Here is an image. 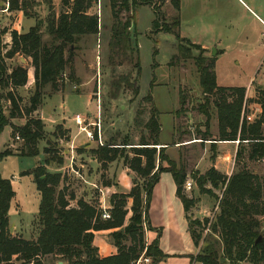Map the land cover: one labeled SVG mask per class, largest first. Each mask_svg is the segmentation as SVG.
<instances>
[{
	"label": "trees",
	"instance_id": "trees-1",
	"mask_svg": "<svg viewBox=\"0 0 264 264\" xmlns=\"http://www.w3.org/2000/svg\"><path fill=\"white\" fill-rule=\"evenodd\" d=\"M98 0H62V11L57 17L47 21L49 41L42 40L39 23L24 34L11 31L10 45L1 52V39L7 34L6 29L0 30V91L5 92L4 100L8 103L7 113L0 107V136L4 129L11 130L12 137L22 141L17 156L36 158L40 155L38 143L44 137V125L38 118H33L42 105L44 91L48 87L53 92L64 88L62 76L66 70V80L75 87L79 81L74 74L75 44L79 38L97 34L98 19L89 11ZM6 3L8 11L20 12L23 17H29L28 11L34 0H0ZM113 24L110 31L109 49L112 64L120 56L124 62H134L136 78L129 81V76H121L112 83V89L117 98L120 86L133 89L134 95L139 94L137 79L140 71L136 48L132 47L130 28L132 15L124 21L121 13L129 14L136 7L149 6L147 0H109ZM175 12L179 11V0H170ZM154 21L152 33L173 35L187 49L198 52L193 59L198 74L199 88L203 96V104L199 112L210 119V104L216 112L217 136L212 139L208 129L198 131L197 140L201 142H237L238 149L234 160V173L226 178L209 169L204 175L190 174L199 196L210 195L207 190L222 186L221 197L217 201L213 219H193L191 210L197 204L193 198L184 193L187 173L183 165H176L167 160L160 144L161 125L159 112L153 106L150 95L140 102L136 112L135 126H142L148 134V139L141 136L138 144L124 140L121 144L111 141L105 148L91 152V157L106 170L109 164L118 158L123 159L126 168L142 180V185L132 180L128 193H112L108 199V220H102L101 210L92 202L76 199L66 174L50 173L48 168L56 165L62 168V160L56 157L51 149H44L45 159L30 173L39 195L38 233L35 240H24L10 234L9 209L14 198V192L8 180L0 176V264H41L46 257L57 258L63 264H159L165 261L166 255L159 247L161 231L152 228L148 211L152 190L158 183L162 173L170 174L175 185V196L179 200L187 223V232L198 250L191 258L196 264H264V234L261 231L260 218H264V183L262 178L248 170L246 163L264 161V88L258 86L255 99L260 114L256 120L249 122L244 115L246 108V90L243 87H219L216 84L214 67L216 58L207 57L206 50L191 44L178 34L179 19L176 16L172 23H165L163 16L153 8ZM133 26V24H132ZM178 47L177 56H181ZM23 57L33 69V94L28 106H21L17 89L23 88L28 82L27 69L22 65L9 68L6 61L14 57ZM174 58V57H172ZM113 66V65H112ZM114 71H112L113 76ZM114 78V76H113ZM252 102V101H248ZM254 102V101H253ZM184 99L180 101L183 108ZM148 106V107H147ZM148 112V118L143 122V116ZM142 108V109H141ZM25 120L22 127L13 125L14 120ZM130 148L132 157L124 156L118 150ZM13 156L11 151H1L0 162ZM15 156V155H14ZM167 163L163 168L162 163ZM103 188L113 186L109 181H103ZM74 203V204H73ZM110 232V244L116 254L106 258L98 256V250L93 246L94 234ZM156 236L146 242V234ZM260 239V240H259ZM147 260V263L145 262Z\"/></svg>",
	"mask_w": 264,
	"mask_h": 264
},
{
	"label": "rangeland",
	"instance_id": "rangeland-1",
	"mask_svg": "<svg viewBox=\"0 0 264 264\" xmlns=\"http://www.w3.org/2000/svg\"><path fill=\"white\" fill-rule=\"evenodd\" d=\"M61 1L34 0L27 18L20 12L8 11L7 4L1 2L0 30H10L20 21L17 29L19 34H24L29 28L39 23L42 40L49 41L47 21L57 17L62 11ZM147 1L149 6H138L129 14H120L122 21L132 15L130 38L132 47L136 48L140 67L137 96L134 95L132 88L122 85L117 98L112 99V96L116 94L112 89V83L115 80L118 81L121 76H129V81L133 82L137 72L134 62L131 64L124 62L120 56L117 62L112 64L108 43L113 24L110 3L109 0H98L89 11L90 15H95L98 19L97 34L79 38L75 44L73 69L79 85L75 87L74 84L68 83L66 70L62 76L64 88L52 93L47 87L40 109L33 114V118L40 119L44 125V137L38 143L40 155L36 158L17 156L22 141L12 137L9 128L2 132L1 151H11L13 154L0 162V176L10 182L14 192L8 213L11 235L24 240H35L37 237L40 199L33 177L26 173H30L37 165L43 163L44 149L53 150L56 157L62 160L60 173L67 175L68 183L76 199L95 203L99 209L103 203L101 193L104 192L100 179L102 175L105 178L103 181H109L113 187H116V177L126 169L130 184L132 185L134 180L142 185V180L126 168L122 158H118L109 164L106 170H102L97 162H91L90 155L98 148H105L111 141L118 145L124 140L131 144H138L141 136L148 139V134L143 131L142 126L136 127L134 123L136 112L144 97L148 95L152 97L153 106L160 114L161 147L159 146L157 151L163 149L164 157L176 165L181 164L178 163V153L187 155L190 150L188 147L178 148L176 145L178 140L184 138L186 141H192L197 138L198 131L204 132L206 129L212 134L216 132L217 121L213 105L210 104L208 122L199 112V107L204 102L193 61L198 56V52L187 49V45L177 41L173 35L163 33L154 35L152 33L153 8L163 16L165 23H172L173 18L177 16L179 36L207 49V57L216 58L214 74L217 86L243 87L246 90L245 95L254 97L252 99H255V90L259 85L264 88V0H180L178 12L174 11L170 0ZM10 32L7 31V33ZM10 41L8 35L2 37V54L5 53L4 48L10 45ZM179 46L182 49L181 56H177ZM6 65L9 68L22 65L27 69L28 82L25 87L16 91L21 99V106L27 107L34 89L33 69L29 62L19 56L6 61ZM112 71H114V78ZM5 93L7 90L0 91V107L4 114L7 113L8 108V103L4 100ZM181 99H184L183 108L180 107ZM248 101L244 116L252 122L259 116L260 110L256 100H253V104ZM147 107H144L146 114L143 116V122L148 118L147 109L149 108ZM76 115L85 119L86 123L95 122L100 125L102 146L99 145L93 128H87V130L92 132L94 141H89L83 134L76 137L79 132L73 120ZM12 123L16 127H22L25 120H14ZM183 134L186 137L182 136ZM118 151L129 159L132 157L129 147ZM211 153L209 151V155ZM203 166L202 163L200 168L204 169ZM162 167L166 168L167 163L163 162ZM246 167L262 178L264 183V161L246 163ZM59 169L53 164L48 168V172L55 173ZM193 173L196 172L193 171L190 174ZM222 176L226 177L224 174ZM189 182L198 193L194 182ZM206 189L216 198L221 197L222 186L214 188L208 185ZM204 196L206 204L203 203L200 208L203 211L210 204L207 219L211 220L217 213V201L210 195ZM172 214L171 210L161 209L159 202L155 203L151 209L149 204L148 216L151 225L161 231L163 244L161 251L167 257L159 264H190L191 258L198 251L196 252L193 243L189 244V241L177 234L180 218L177 217L175 221L178 222L174 227L171 223L176 218V214L174 217ZM260 222L261 231L264 234V218H260ZM106 237L108 238V235ZM60 263L57 258L51 257H46L41 262V264Z\"/></svg>",
	"mask_w": 264,
	"mask_h": 264
},
{
	"label": "crops",
	"instance_id": "crops-1",
	"mask_svg": "<svg viewBox=\"0 0 264 264\" xmlns=\"http://www.w3.org/2000/svg\"><path fill=\"white\" fill-rule=\"evenodd\" d=\"M180 2V0H179ZM180 4V3H179ZM180 7V5H179ZM18 22V20H17ZM16 22V23H17ZM20 23V21L18 22ZM17 24H15L10 30H7L8 32L10 31H16L17 33H19L18 29H17ZM6 35H8V37H10L9 33H7ZM190 42V41H189ZM192 44V43H191ZM201 47V46H200ZM202 49L206 50V52H208L207 49H205L203 46L201 47ZM207 55V53H206ZM259 85V84H258ZM260 87L262 85H259ZM264 86V85H263ZM249 98L248 100H252L253 104V100L252 98L254 97H248V95L246 94V99ZM98 107V106H97ZM101 131V129H100ZM101 133V132H100ZM161 133H162V126H161ZM161 133H160V138H161ZM212 136V139H215V137L217 136V128H216V132L214 134L210 133ZM101 135V134H100ZM81 136L80 134L76 137ZM182 136H185V134H183ZM159 138V139H160ZM164 143V142H162ZM207 142H201L200 140L197 139H193L186 141L184 138L181 140H178L177 142V146L178 148L180 147H188L190 150L188 151L187 155L186 153L183 154L178 153V163H181V165L184 166L186 173H187V180L188 181H192L189 177L191 172H196L199 175H204L209 169H214L217 173H219L220 175L224 174L226 177H230L234 171H235V167H234V160H235V154L237 152L238 149V143L237 142H214L211 144H206ZM161 144V141H160ZM161 147V146H160ZM209 151H211V155H209ZM90 160H92L91 162H95L96 161L92 158H90ZM204 164V169L200 168L201 164ZM56 172H60V169ZM121 176V177H120ZM120 177V178H119ZM116 187H108V188H103L102 190L104 192H102L103 194V203L108 206V199L109 196L112 193H128L132 187V185L130 184V181H128V174H127V170L125 169V171L121 172L117 177H116ZM119 189V190H117ZM107 195V200H105L106 195ZM185 195L188 198H193L197 201V204L195 205V207L191 210L190 215L192 216L193 219H198V220H203L205 218H208V211H209V205L206 206V208L201 211L200 206H202V204H206V197L205 196H199V194L195 191V187L193 188L191 186V189L189 191L184 190ZM160 203V208L161 209H166V211L171 210L172 217H174V214H176V218H174V220L172 221L174 225V227H176L175 224H177L175 221L178 218H180V222H178V227L177 229H179V232H177V234L181 237H184V239H186L187 241H189V244L192 241L190 239V236L187 232V223L185 220V215L182 209V206L179 202V200L176 198L175 196V185L174 182L170 176V174L168 173H162L159 177V181L158 183L154 186L153 190H152V198L150 201V209L153 207V205L155 203ZM109 208V206H108ZM151 211V210H150ZM150 218V217H149ZM150 224H151V220L149 219ZM152 226V225H151ZM153 228V226H152ZM155 229V228H154ZM110 232H98L94 234V240H93V246L97 248L98 250V256L100 258H106L109 256H113L116 254V250L115 248L110 244V242H108V238L106 237V235H108ZM155 234L148 232L146 234V242L150 243L154 238H155ZM162 242H161V238L159 241V247L160 250H162ZM191 251V249H190ZM198 250L196 249V252ZM196 255V253H195ZM190 264H195V263H190Z\"/></svg>",
	"mask_w": 264,
	"mask_h": 264
},
{
	"label": "built area",
	"instance_id": "built-area-1",
	"mask_svg": "<svg viewBox=\"0 0 264 264\" xmlns=\"http://www.w3.org/2000/svg\"><path fill=\"white\" fill-rule=\"evenodd\" d=\"M97 102L99 103L98 100H97ZM98 116H99V113L97 115V118H98ZM73 120H74L75 124L78 126V129H79L78 135L83 134L89 141H94L92 132L87 130V128H93V131H95V134L97 135V141L99 142V145L102 146L101 135H100V125L98 123H95V122L94 123H91V122L86 123V120L82 119L78 115L74 116ZM16 139L18 140L19 138L16 137ZM183 188H184V190L189 191L191 189V183L188 181L185 182ZM102 196H103V194H102ZM100 208H101L100 210L102 213V215H101L102 220H108L109 219V216L107 214L108 206H106L105 204L102 203V206ZM145 262L147 263V260H145Z\"/></svg>",
	"mask_w": 264,
	"mask_h": 264
},
{
	"label": "water",
	"instance_id": "water-1",
	"mask_svg": "<svg viewBox=\"0 0 264 264\" xmlns=\"http://www.w3.org/2000/svg\"><path fill=\"white\" fill-rule=\"evenodd\" d=\"M260 240V239H259ZM61 264V263H60Z\"/></svg>",
	"mask_w": 264,
	"mask_h": 264
}]
</instances>
